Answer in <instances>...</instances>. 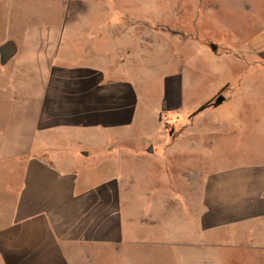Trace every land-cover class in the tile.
Instances as JSON below:
<instances>
[{
	"label": "crops",
	"instance_id": "1",
	"mask_svg": "<svg viewBox=\"0 0 264 264\" xmlns=\"http://www.w3.org/2000/svg\"><path fill=\"white\" fill-rule=\"evenodd\" d=\"M25 1L0 0V48H16L7 62L0 54V264H223L221 250H264V156L182 167L183 155L212 151L197 122L129 145L142 99L132 67L117 71L136 28L126 11L114 0ZM251 45L261 65L264 34ZM163 88V105L180 108L182 74ZM247 94L228 90L222 104ZM254 134L264 143V125ZM149 160L158 169L144 170Z\"/></svg>",
	"mask_w": 264,
	"mask_h": 264
},
{
	"label": "rangeland",
	"instance_id": "2",
	"mask_svg": "<svg viewBox=\"0 0 264 264\" xmlns=\"http://www.w3.org/2000/svg\"><path fill=\"white\" fill-rule=\"evenodd\" d=\"M28 7L47 12L34 1ZM111 7L126 11L122 23L136 26L128 33L131 40L122 42L128 46L117 49V71L132 67L142 99V109L128 132L132 137L129 145L139 149L141 137L153 141L163 135L172 137L178 128L197 122L202 126L197 130L212 151L203 150L195 158L183 155L178 160L182 167L220 170L259 161L264 143L254 132L264 125V61L257 63L251 44L264 34V0H114ZM70 19L76 22L75 17ZM27 20L22 10L21 29ZM17 34L22 37L23 30ZM173 73L182 74L180 108L163 105V79L165 87ZM238 87L248 94L235 95L228 104L213 105L217 97ZM221 122L229 127L223 129ZM80 144L76 146H92ZM158 167L159 161L149 160L143 168ZM140 178L144 181L147 177ZM219 258L223 264H264V250L257 252L247 245L229 248L221 250Z\"/></svg>",
	"mask_w": 264,
	"mask_h": 264
},
{
	"label": "water",
	"instance_id": "3",
	"mask_svg": "<svg viewBox=\"0 0 264 264\" xmlns=\"http://www.w3.org/2000/svg\"><path fill=\"white\" fill-rule=\"evenodd\" d=\"M216 50V47H213ZM16 53L15 44L13 42H8L6 45L0 48V54L3 57L4 62L9 61ZM224 97H217L216 101L213 103L214 106H219L224 102Z\"/></svg>",
	"mask_w": 264,
	"mask_h": 264
},
{
	"label": "trees",
	"instance_id": "4",
	"mask_svg": "<svg viewBox=\"0 0 264 264\" xmlns=\"http://www.w3.org/2000/svg\"><path fill=\"white\" fill-rule=\"evenodd\" d=\"M204 108H205V107H202L201 110L204 109Z\"/></svg>",
	"mask_w": 264,
	"mask_h": 264
}]
</instances>
